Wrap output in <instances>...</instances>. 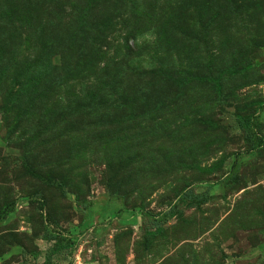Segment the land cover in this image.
<instances>
[{"label":"rangeland","instance_id":"rangeland-1","mask_svg":"<svg viewBox=\"0 0 264 264\" xmlns=\"http://www.w3.org/2000/svg\"><path fill=\"white\" fill-rule=\"evenodd\" d=\"M260 139L264 0H0V264H264Z\"/></svg>","mask_w":264,"mask_h":264},{"label":"trees","instance_id":"trees-1","mask_svg":"<svg viewBox=\"0 0 264 264\" xmlns=\"http://www.w3.org/2000/svg\"><path fill=\"white\" fill-rule=\"evenodd\" d=\"M251 119L249 118V120H248V122L250 121ZM260 142H259V144L261 145V143L263 144L264 143V141L263 140H259ZM54 184V183H53ZM56 186H58V187H60V188H62V184L60 183V184H58V185H56Z\"/></svg>","mask_w":264,"mask_h":264}]
</instances>
